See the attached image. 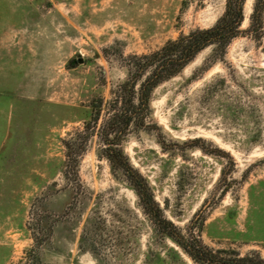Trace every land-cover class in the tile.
Returning <instances> with one entry per match:
<instances>
[{"label": "rangeland", "instance_id": "1", "mask_svg": "<svg viewBox=\"0 0 264 264\" xmlns=\"http://www.w3.org/2000/svg\"><path fill=\"white\" fill-rule=\"evenodd\" d=\"M224 4L0 0V264H197L154 225L97 136L77 178L62 140L126 80L129 55L210 27ZM211 54L153 90L149 128L131 127L123 151L182 234L264 260V36Z\"/></svg>", "mask_w": 264, "mask_h": 264}, {"label": "trees", "instance_id": "2", "mask_svg": "<svg viewBox=\"0 0 264 264\" xmlns=\"http://www.w3.org/2000/svg\"><path fill=\"white\" fill-rule=\"evenodd\" d=\"M245 1L225 0L222 14L210 27H197L181 33L151 52L129 55L126 58V80L112 92L109 100L104 102L99 98L93 102L91 118L83 121V129L62 140L66 149L65 167L72 169L77 178L79 160L89 140L97 136L102 154L133 181L140 205L154 225L197 264H264V260L256 253L241 256L232 251L230 256H225V250L207 247L193 233L189 236L182 234L171 221L165 219L140 174L136 172L133 179L135 170L124 154L122 143L131 127L149 128L153 90L180 73L201 50L212 47L208 58L211 63L224 57L233 39L244 35L255 39L264 36V0L254 1L248 25L241 28L245 19Z\"/></svg>", "mask_w": 264, "mask_h": 264}, {"label": "water", "instance_id": "3", "mask_svg": "<svg viewBox=\"0 0 264 264\" xmlns=\"http://www.w3.org/2000/svg\"><path fill=\"white\" fill-rule=\"evenodd\" d=\"M80 62L82 61V59L79 60Z\"/></svg>", "mask_w": 264, "mask_h": 264}]
</instances>
